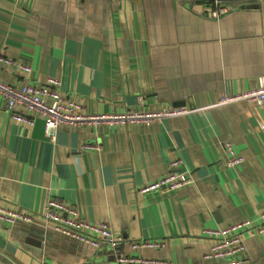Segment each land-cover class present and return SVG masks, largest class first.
Instances as JSON below:
<instances>
[{
	"label": "crops",
	"instance_id": "1",
	"mask_svg": "<svg viewBox=\"0 0 264 264\" xmlns=\"http://www.w3.org/2000/svg\"><path fill=\"white\" fill-rule=\"evenodd\" d=\"M255 2L214 17L216 1L206 0H0V54L31 65L0 62V79L42 85L58 77L62 93L93 112L195 109L151 125L63 126L51 139L42 118L17 122L0 96V204L36 214L0 222V264H114L120 253L229 264L205 258L203 231L260 221L264 106L215 104L264 74V0ZM225 142L243 163L224 164ZM175 158L193 182L173 194L139 192L173 171ZM50 198L74 205L77 218L107 221L117 245L96 232L84 231L99 247L58 233L39 214ZM244 236V264H264V235ZM140 240L165 245L133 249Z\"/></svg>",
	"mask_w": 264,
	"mask_h": 264
},
{
	"label": "built area",
	"instance_id": "2",
	"mask_svg": "<svg viewBox=\"0 0 264 264\" xmlns=\"http://www.w3.org/2000/svg\"><path fill=\"white\" fill-rule=\"evenodd\" d=\"M235 7L232 3L216 1L212 15L219 17ZM0 62L22 71H30L31 65L24 59L0 54ZM0 96L5 100L11 116L17 122L33 125L36 116L42 118L46 134L55 139L60 127L99 128L106 126L114 128L130 123L151 125L164 118L177 117L194 111L187 106L163 105L159 108L134 106L126 110H112L107 112L88 111L74 97H67L62 93L61 80L50 76L42 85L28 82L10 84L0 79ZM237 101L255 102L264 106V74L256 86L227 93L220 97L215 105H224ZM19 108H24L23 113ZM84 148H96L85 144ZM224 164L228 167L237 166L245 160L244 156L236 151L231 142L224 143ZM184 161L175 158L170 161L173 171L165 176L145 184L139 189L140 193L160 190L166 193H175L183 186L193 182V174L184 168ZM44 221L53 224V228L65 236L99 247L100 240L93 238L84 231L96 232L112 247L117 245L111 225L104 220L86 221L77 218L76 207L72 204L59 201L55 198L47 200L43 210L39 213ZM35 212L26 209H10L0 204V222L14 224L16 222H33ZM204 236L210 242V248L205 258L225 261L229 264H244L247 259L244 253L247 250L246 238L264 235V210L260 213V221L252 223L244 219L223 227L206 228ZM165 245L163 240L133 241L132 248L159 247ZM114 264H169L168 261L157 258H148L137 255L119 254Z\"/></svg>",
	"mask_w": 264,
	"mask_h": 264
},
{
	"label": "water",
	"instance_id": "3",
	"mask_svg": "<svg viewBox=\"0 0 264 264\" xmlns=\"http://www.w3.org/2000/svg\"><path fill=\"white\" fill-rule=\"evenodd\" d=\"M206 1H220V2H233V1H241V2H244L242 4V6H254V5H257V3L255 2V0H206ZM251 1V2H249Z\"/></svg>",
	"mask_w": 264,
	"mask_h": 264
},
{
	"label": "trees",
	"instance_id": "4",
	"mask_svg": "<svg viewBox=\"0 0 264 264\" xmlns=\"http://www.w3.org/2000/svg\"><path fill=\"white\" fill-rule=\"evenodd\" d=\"M236 2H238V1H233V2L231 1V2H228V3H232V4H234V3H236Z\"/></svg>",
	"mask_w": 264,
	"mask_h": 264
}]
</instances>
